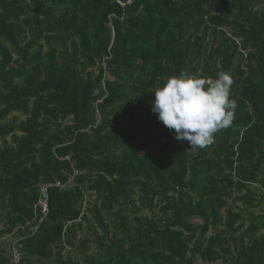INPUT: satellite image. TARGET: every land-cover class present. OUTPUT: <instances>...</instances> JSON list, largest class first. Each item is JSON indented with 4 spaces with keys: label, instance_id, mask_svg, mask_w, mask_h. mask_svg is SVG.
<instances>
[{
    "label": "trees",
    "instance_id": "trees-1",
    "mask_svg": "<svg viewBox=\"0 0 264 264\" xmlns=\"http://www.w3.org/2000/svg\"><path fill=\"white\" fill-rule=\"evenodd\" d=\"M182 71L234 80L204 149L151 111ZM9 236L22 264H264V0H0V264Z\"/></svg>",
    "mask_w": 264,
    "mask_h": 264
},
{
    "label": "clouds",
    "instance_id": "clouds-1",
    "mask_svg": "<svg viewBox=\"0 0 264 264\" xmlns=\"http://www.w3.org/2000/svg\"><path fill=\"white\" fill-rule=\"evenodd\" d=\"M234 80L221 71L209 80L182 71L169 77L154 91L151 111L180 142L190 149H204L215 142V134L230 127L238 107L231 98Z\"/></svg>",
    "mask_w": 264,
    "mask_h": 264
},
{
    "label": "built area",
    "instance_id": "built-area-1",
    "mask_svg": "<svg viewBox=\"0 0 264 264\" xmlns=\"http://www.w3.org/2000/svg\"><path fill=\"white\" fill-rule=\"evenodd\" d=\"M76 174V171L73 172V175ZM73 175L70 176L67 180V183H70L72 181ZM61 186L58 182L56 183H48V184H41L39 186V197L37 199V202L34 204V209H37L40 211L42 214V217L39 218V222L42 220V218L46 215L47 213V189L50 186ZM85 209V201L83 202L82 206V211L80 212V215L83 214V210ZM38 227V223L34 226H31L29 228V232L32 234ZM3 239L9 240L8 242V255H9V260L11 264H22L21 261V254L16 246V242L18 239H15L14 237H5ZM2 240V239H1Z\"/></svg>",
    "mask_w": 264,
    "mask_h": 264
},
{
    "label": "crops",
    "instance_id": "crops-1",
    "mask_svg": "<svg viewBox=\"0 0 264 264\" xmlns=\"http://www.w3.org/2000/svg\"><path fill=\"white\" fill-rule=\"evenodd\" d=\"M8 242H9V240H7V241H5V249H6V253H7V256L9 257V255H8Z\"/></svg>",
    "mask_w": 264,
    "mask_h": 264
}]
</instances>
